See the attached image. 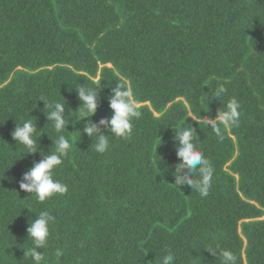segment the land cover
Masks as SVG:
<instances>
[{"label": "trees", "instance_id": "trees-1", "mask_svg": "<svg viewBox=\"0 0 264 264\" xmlns=\"http://www.w3.org/2000/svg\"><path fill=\"white\" fill-rule=\"evenodd\" d=\"M99 82L93 122L120 83L141 112L128 140L101 129L103 154L75 90ZM233 97L239 123L221 141L199 117ZM40 99L65 101L72 145L53 171L67 192L44 202L19 188L61 134ZM29 116L41 151L24 154L11 133ZM191 125L214 168L206 197L171 184L175 129ZM41 211L55 218L42 264H160L169 250L175 264H223L220 250L264 264V0H0V264H34L26 230Z\"/></svg>", "mask_w": 264, "mask_h": 264}, {"label": "clouds", "instance_id": "clouds-1", "mask_svg": "<svg viewBox=\"0 0 264 264\" xmlns=\"http://www.w3.org/2000/svg\"><path fill=\"white\" fill-rule=\"evenodd\" d=\"M99 85L100 82L92 88H86L81 85L78 88L75 87V90L81 102L78 107L80 116L77 121L89 118L84 123L82 131L90 138L96 137L94 150L99 154H103L108 150L110 141L109 135H106L101 129L103 128L115 137L128 140L132 136V122L134 119L140 118L141 112L138 110V103L131 86L126 82L120 83L112 87L111 93L107 98L111 115L100 119L98 122H93L90 117L97 112L99 107ZM226 92L227 89L223 85H218L211 98L219 101ZM38 101H43L47 121H51L55 132L61 134L54 141L55 151L51 154L43 155L42 159L33 163L22 175L19 188L27 193H35L37 200L44 202L54 195H62L67 192V185L55 180L53 171L63 163V158L67 155L72 145L66 136L62 134L69 124V119H66L68 116L65 115V101L63 103L58 101L48 102L44 99ZM239 108V102L233 97L227 102L225 110L217 111L214 118L197 116L199 117V122L206 127H210L215 136L222 141L224 139V131L238 126L240 118ZM37 132L35 119L30 117L22 125L16 124L11 136L14 141L27 149L24 154H32L41 151L38 147L37 139L41 134L37 136ZM175 137L178 142L175 150L179 162L175 165L172 172L174 183L171 184L179 190L187 185L201 197H206L212 185L214 168L204 153L194 143L197 139L196 131L192 125L179 127L175 129ZM24 154L20 158H23ZM54 219L48 211H41L27 227V236L31 238L32 245L24 255H29L33 259L34 264H42L44 260L43 252L37 251V249H44L48 245L50 224ZM207 251L217 257L215 250ZM55 256L59 259L62 256V251L57 249ZM219 256L222 257L223 264H236V256L230 250H220ZM175 259V254L169 250L167 254L161 257L160 264H175Z\"/></svg>", "mask_w": 264, "mask_h": 264}]
</instances>
